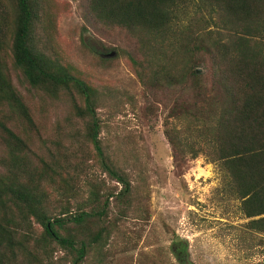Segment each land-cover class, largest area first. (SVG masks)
Returning a JSON list of instances; mask_svg holds the SVG:
<instances>
[{
  "label": "rangeland",
  "instance_id": "obj_1",
  "mask_svg": "<svg viewBox=\"0 0 264 264\" xmlns=\"http://www.w3.org/2000/svg\"><path fill=\"white\" fill-rule=\"evenodd\" d=\"M109 1L27 0L28 45L46 71L87 87L101 149L128 193L98 166L81 95L31 87L14 66L15 0H0V124L17 139L0 131V190L26 189L48 218L105 202L103 216L58 231L84 245L79 264H264V225L250 223L264 215H244L211 144L226 102L209 56L229 34L218 10L174 0L171 25L150 31L112 25ZM10 198L0 196V264H71L74 251Z\"/></svg>",
  "mask_w": 264,
  "mask_h": 264
},
{
  "label": "trees",
  "instance_id": "obj_2",
  "mask_svg": "<svg viewBox=\"0 0 264 264\" xmlns=\"http://www.w3.org/2000/svg\"><path fill=\"white\" fill-rule=\"evenodd\" d=\"M202 7L218 10V23L228 31V38L213 43L209 54L216 65L217 83L223 85L225 109L213 115L210 122L211 144L221 156L224 167L237 186L242 210L247 218L264 215V0H198ZM100 1L96 5L98 8ZM200 6V7H201ZM17 17L12 40V60L26 83L37 87L44 82L73 87L83 98L84 110L91 119L88 139L98 166L103 173L122 185L121 193H128V183L119 175L104 155L98 140V123L91 107L89 91L83 82L68 75L46 71L41 57L28 45L32 15L27 0H15ZM174 0H110L107 10L110 23L120 27L141 25L150 31L166 29L174 19ZM95 9V10H96ZM102 9V8H101ZM223 30V29H222ZM0 131L17 140L4 126ZM8 194L15 207L22 205L41 228L43 237L58 247L74 251L71 264H79L84 257V245L75 248L74 242L58 231L73 224L104 215L79 212L67 217L48 218L36 206L38 201L26 189L5 186L0 196ZM264 218L250 221L264 225ZM0 233H5L0 229ZM8 242V238L5 243Z\"/></svg>",
  "mask_w": 264,
  "mask_h": 264
}]
</instances>
